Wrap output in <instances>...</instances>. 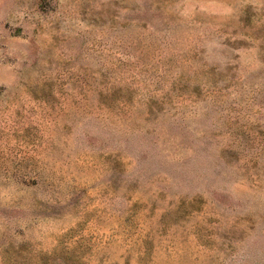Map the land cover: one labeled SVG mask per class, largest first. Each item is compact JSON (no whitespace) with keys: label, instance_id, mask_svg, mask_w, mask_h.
<instances>
[{"label":"rangeland","instance_id":"1","mask_svg":"<svg viewBox=\"0 0 264 264\" xmlns=\"http://www.w3.org/2000/svg\"><path fill=\"white\" fill-rule=\"evenodd\" d=\"M0 264H264V0H0Z\"/></svg>","mask_w":264,"mask_h":264}]
</instances>
